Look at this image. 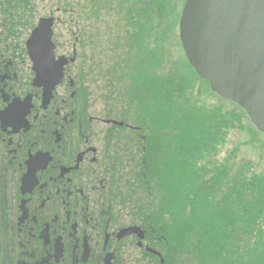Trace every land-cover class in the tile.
I'll use <instances>...</instances> for the list:
<instances>
[{"label":"flooded vegetation","instance_id":"af4514ba","mask_svg":"<svg viewBox=\"0 0 264 264\" xmlns=\"http://www.w3.org/2000/svg\"><path fill=\"white\" fill-rule=\"evenodd\" d=\"M13 1L0 0V264H182L188 253L170 242L172 223L147 207L119 205L128 180L150 184L161 155L151 134L160 128L161 142L173 136L125 114L131 98L147 94L129 79L133 28L124 27L111 49L100 34L89 41L84 14L75 31L69 27L73 44L60 43L61 10L52 13L55 61L68 63L51 91L40 83L54 68L39 69L27 48L41 19L33 29L23 25ZM259 231H246L223 264H264Z\"/></svg>","mask_w":264,"mask_h":264},{"label":"trees","instance_id":"16d2710c","mask_svg":"<svg viewBox=\"0 0 264 264\" xmlns=\"http://www.w3.org/2000/svg\"><path fill=\"white\" fill-rule=\"evenodd\" d=\"M107 1L90 0L94 7L91 13L98 17L103 9L102 2H105V10L108 11L107 5L110 0ZM113 1L118 2L119 5L123 3V0H111V4ZM126 1L128 2L125 8L126 25L123 27L133 28L132 35L127 36L136 53H139L143 48L142 43H145L144 30L149 28L151 31L149 35L150 80L156 85L152 92L150 89L149 91L153 100L155 94L157 98H160L158 102L154 100L155 103L150 105L149 101L145 104L144 98L140 99L136 96L137 100L130 99V105L140 110L145 109L152 127L157 128L159 125L172 132L167 156L173 161L183 153L181 159L188 167L186 172L182 171V174L175 169L176 176L179 173L181 180L189 181L186 187L187 201L184 198L183 204L190 205L186 208L191 207L189 212L191 214L194 208L201 203L202 210L208 211L213 220L212 225L209 226L168 225L167 234L170 242L173 245L180 243L182 250L186 253H197L194 255L196 261L202 264H223L225 252L238 251L242 236L246 231L261 229L259 233L263 237L264 246V134L256 130L244 110L231 102H228L230 107L224 106V109L217 112H208L207 116L198 113L187 99L186 85H192L197 79L204 82L207 88L209 85L199 78L187 59L185 64L187 72L180 69L183 79L188 83L186 85L181 77L163 71V59L168 60V53L170 55L168 41L178 26L179 6L183 0L180 2L177 0ZM117 26L121 27V23ZM137 31L139 39L134 36ZM140 83V80L134 79L133 91L142 92V89H145V87L142 89L138 87ZM176 125L179 126L176 127ZM225 130L227 132L239 130L248 133L250 137L243 145L256 146L258 154L246 157L236 149L229 158L224 159L219 166L209 171L207 167H203L205 165L202 163L207 160V155L216 154V146L223 140L221 138ZM170 152H174L175 156L171 157ZM207 162L211 164L209 160ZM156 170L157 167L153 163L151 175L157 174ZM151 175V179H156ZM158 180L160 181V178ZM145 186L147 185L144 180L140 181L139 188L135 185L131 186V190L126 192L127 197L139 206H146L156 218L164 215H160V211L154 210L152 206H166L167 204L175 206L176 201L168 203L167 199L165 201L162 199L163 202L157 200L155 203L150 194L144 195L143 187ZM161 213L163 214L162 211ZM262 252L264 253V247Z\"/></svg>","mask_w":264,"mask_h":264},{"label":"rangeland","instance_id":"374dc122","mask_svg":"<svg viewBox=\"0 0 264 264\" xmlns=\"http://www.w3.org/2000/svg\"><path fill=\"white\" fill-rule=\"evenodd\" d=\"M177 1L180 2V0ZM183 1L185 4L186 0ZM183 1L179 6L180 16L182 8L184 6ZM107 2H109V0ZM9 3L12 7H14V11L18 13L17 16L19 18L22 16L21 21L23 22V25L26 26L28 23L31 26L30 29H33L40 19L48 18L52 13H56L57 10H61V13H59L58 15L55 14L56 17L61 18V20L63 21V23L61 22V24L57 25L55 28V32L60 43L73 44V31H70L69 27H72L75 31L76 26L78 25L77 23L82 24L80 20L82 19V16L84 14V19L86 22L85 24L88 28V35H91L92 37V40H89L90 42H98L97 40H95V35L100 34V41H102L104 45H107V47L110 44L111 49H114L116 38L120 37L123 40L126 37V28L123 27L126 25V20L125 17L122 16L123 13H126L125 8L128 4L126 0H123V3H121V5H119L116 1H113L111 4L110 0V3L107 5V8L109 9L108 11L105 10V2H102L103 9L101 10V18L99 19V21L98 19H96L97 16L91 13L94 7L90 0H14L13 2ZM179 20L178 26L175 29L174 34L172 35L170 41H168L170 55L168 53V60L163 59V71H167V74L171 72L173 73V75L181 77L186 85L188 83H186V80L183 79L182 72L180 70L182 69L187 72V67H185L186 56L181 47L179 39ZM118 23H121V27L117 26ZM96 26L99 27L97 33L95 32L97 29ZM144 32L146 34L145 43H142L143 48H141L139 53L134 54V62L132 63L133 69L129 73V79L132 86L134 79L137 78L141 82L138 87L141 89L145 87L144 90L142 89V92L147 93L146 97H140V99L144 98V103L146 104L148 103V101L149 103H155V101L158 102L160 98H157L155 94L154 101L151 94V92L153 91V87L156 85L150 80L151 45L149 42V35H151V31H149V28H147L146 30H144ZM134 36H136V39H139V32L137 31ZM188 72L190 71L188 70ZM186 86L188 88L187 99L193 105V108H195V110H197V112L201 115L207 116L208 112H217L218 110L224 109V106L230 107L228 102L225 103L226 101H223L216 95H213L211 91H209V87L207 88L206 84L204 82H201L199 79H197L196 82H194L192 85ZM149 89L151 92L149 91ZM135 100H137V97L135 98ZM118 108L116 109V114H120ZM131 108L133 110V113L131 111L125 113L127 114V117H130L131 119H134L137 122H140L141 124H145V121L147 120L149 121V116L146 114L145 109L140 110L138 107ZM135 113H140L141 117L140 115H137ZM196 131L198 132L199 130ZM159 133L160 128L154 131V135L151 134V144L153 145L154 149L156 148L155 144H160L161 146L160 159H158L159 157L157 151L152 154V156L157 155L158 157V161H155L157 163L155 166L157 167V174L151 175V177L154 176L156 179L150 178V184L148 186L143 187L144 195H146V193L150 194L155 200V203H157V200L162 201V199L164 201L167 199L166 202L168 203L176 201L175 206H169L168 204L166 206H152L154 210H157L158 212L160 211V215H164L163 217L160 216V219H167L170 223L177 225H212L213 220L211 219V214L206 210H202V208L200 207L202 206L201 203H199L198 206L194 208L191 214L189 213L191 211V207H189L188 209L186 208V206L190 205L183 204L184 198L187 201L186 187L189 181L187 179L181 180L179 173L182 174L183 170L186 172L188 167L183 163V160L181 159L183 153L182 155L178 156V159L171 161L169 156H167L169 149L168 145L171 141V137L167 135L165 138H163V141L161 142V140L159 139ZM223 133L224 135L221 138V140H223L220 141V143L216 146V154L207 155V160H209L210 163L214 166L209 164L207 160L202 163V165H205L203 167H207V170L212 171L213 169H215V166H219L224 159L229 158L236 149H238L239 153H242V155L246 157H253L258 154V149L256 148V146L243 145L246 144L250 137L248 133L239 130H229L228 132L227 130H225L223 131ZM169 155L171 157L175 156L174 152H170ZM175 169L179 171L178 176H176ZM158 178H160V181L158 180ZM157 180L159 181V183L157 182ZM130 182L131 180H128L126 190H124L125 188H123V196L121 194V198H119L120 206H139L138 204L134 203L131 198L127 197L126 192L131 190V186H133ZM171 185L172 187L170 188ZM161 211L163 212V214L161 213ZM180 259L184 264H194L193 262L195 261V256L193 253L182 254Z\"/></svg>","mask_w":264,"mask_h":264},{"label":"water","instance_id":"95a60500","mask_svg":"<svg viewBox=\"0 0 264 264\" xmlns=\"http://www.w3.org/2000/svg\"><path fill=\"white\" fill-rule=\"evenodd\" d=\"M54 18H42L27 48L51 91L61 82L65 59L55 61ZM179 39L190 66L218 97L238 105L264 134V0H186Z\"/></svg>","mask_w":264,"mask_h":264}]
</instances>
